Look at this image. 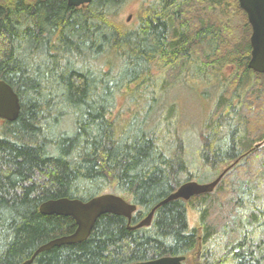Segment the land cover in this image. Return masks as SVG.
Returning a JSON list of instances; mask_svg holds the SVG:
<instances>
[{
    "label": "trees",
    "instance_id": "trees-1",
    "mask_svg": "<svg viewBox=\"0 0 264 264\" xmlns=\"http://www.w3.org/2000/svg\"><path fill=\"white\" fill-rule=\"evenodd\" d=\"M127 1L0 0V79L21 102L17 120L0 118V264L74 232L72 217L41 213L43 202L103 193L137 205L131 223L102 215L85 241L32 264H264V74L248 67L247 13L238 0H146L133 24L121 18ZM180 75L223 79L203 125L206 169L191 172L173 122L157 115L159 90ZM223 172L213 191L129 227L182 183Z\"/></svg>",
    "mask_w": 264,
    "mask_h": 264
},
{
    "label": "water",
    "instance_id": "water-1",
    "mask_svg": "<svg viewBox=\"0 0 264 264\" xmlns=\"http://www.w3.org/2000/svg\"><path fill=\"white\" fill-rule=\"evenodd\" d=\"M92 0H68L70 6L79 7L91 3ZM241 8L247 13L252 27L250 37L251 59L248 67L258 73L264 74V0H238ZM21 112V102L13 87L0 79V118L7 121H15ZM225 172L217 179L209 183H201L189 180L182 183L174 192L161 200L152 208L146 218L131 229L149 226L157 208L177 199L189 200L193 196L211 192L218 185ZM40 212L47 215L70 216L76 223L74 232L55 238L40 246L36 252L22 264H32L39 253L67 244H75L85 241L91 234L96 221L105 214L122 215L131 223L133 213L137 205L125 200L113 193H103L89 200L83 201L78 198L50 199L40 205ZM186 256H163L157 259L136 262L134 264H182Z\"/></svg>",
    "mask_w": 264,
    "mask_h": 264
},
{
    "label": "rangeland",
    "instance_id": "rangeland-1",
    "mask_svg": "<svg viewBox=\"0 0 264 264\" xmlns=\"http://www.w3.org/2000/svg\"><path fill=\"white\" fill-rule=\"evenodd\" d=\"M145 1L146 0L127 1L122 8L121 18L127 23L134 24L137 21L138 14L142 11ZM231 68L232 67H229L227 69L230 70ZM218 79L203 81L193 76L184 77L180 75L174 83L167 84L166 88L160 89L158 93L159 102L157 103V115H160V119L165 115L164 118L167 122L169 120L173 122L171 128L182 138L184 146H186L188 160L192 163V165H190V172L191 170L206 169V165L202 162L200 156L203 145L202 131L205 120L210 115L217 101H219L222 92L223 79ZM241 89L245 91V88ZM242 93L243 92L240 94ZM120 103L122 106L125 104L124 102ZM169 108L173 111L170 114H168ZM166 115L169 119L166 118ZM162 121L167 123L163 119ZM66 125H69V123ZM164 125L165 124H163V126ZM174 126L176 127V131L174 130ZM188 176L189 173H184L182 175L183 180L187 179ZM215 177L216 176H213L211 180ZM201 178V182L211 181L206 180L203 176ZM196 180L199 179L196 178ZM188 219L191 227L198 226V213L196 211L189 209Z\"/></svg>",
    "mask_w": 264,
    "mask_h": 264
},
{
    "label": "bare ground",
    "instance_id": "bare-ground-1",
    "mask_svg": "<svg viewBox=\"0 0 264 264\" xmlns=\"http://www.w3.org/2000/svg\"><path fill=\"white\" fill-rule=\"evenodd\" d=\"M247 69H248V68H247ZM227 73H228V72H227ZM228 76H229V75H228ZM218 80H219V79H218ZM4 81H5V80H4ZM204 81H205V80H204ZM208 84H209V83H208ZM246 85H247V84H246ZM1 120H2V119H1ZM8 122H9V121H8ZM202 134H203V133H202ZM220 175H221V174H220ZM220 175H219V176H220ZM219 176H218V177H219ZM218 177H217V178H218ZM217 178H215V179H217ZM215 179H214V180H215ZM169 195H170V194H169ZM169 195H168V196H169ZM197 196H198V195H197ZM153 208H154V207H153Z\"/></svg>",
    "mask_w": 264,
    "mask_h": 264
}]
</instances>
